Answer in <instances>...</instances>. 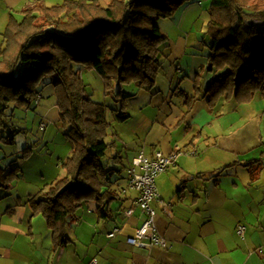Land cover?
<instances>
[{"label":"crops","instance_id":"1","mask_svg":"<svg viewBox=\"0 0 264 264\" xmlns=\"http://www.w3.org/2000/svg\"><path fill=\"white\" fill-rule=\"evenodd\" d=\"M38 1L0 0V35L11 15L21 20L22 11ZM44 1L52 7L65 0ZM181 33L178 43L165 47L156 84L146 90L145 105L140 106V114L145 106L152 107L144 117L147 127L132 128L124 138L115 135L125 144L119 153L126 172L115 173L108 184L117 196L110 217L100 219L95 202L81 205L68 222V244L55 247L46 218L34 214L29 202L49 186L31 187L25 195L14 191V184L0 192V264H88L93 258L98 264H264V106L257 101L255 110H247L246 104L224 95L210 107L207 89L215 73L208 71L206 57L185 61L192 50L190 34ZM197 75L201 92L188 110L178 90L194 95ZM43 118L59 122L56 100ZM177 148L181 153L156 179L158 196L152 202L157 229L168 245L135 248L127 240L142 226L145 214L135 205L138 193L129 187L127 168L140 152L152 157ZM131 208L134 213L127 216ZM239 226L245 228L243 237L237 234ZM114 229L119 232L109 238Z\"/></svg>","mask_w":264,"mask_h":264},{"label":"trees","instance_id":"2","mask_svg":"<svg viewBox=\"0 0 264 264\" xmlns=\"http://www.w3.org/2000/svg\"><path fill=\"white\" fill-rule=\"evenodd\" d=\"M191 1L65 0L50 7L39 0L22 11L21 20L11 15L0 52V118L12 104L31 108L50 88L72 144L63 164L66 177L29 201L34 214L46 218L55 247L68 244V222L81 205L95 202L99 218L110 217L117 196L108 184L125 169L120 153L108 158L118 145L107 141V107L87 94L83 71H94L105 81L106 95L120 96L126 84L151 90L168 44L159 22ZM209 13L208 71L215 75L208 103L214 106L223 95H235L238 103H248L258 93L264 97V0H211ZM255 20L263 24L261 29L247 23ZM113 84L119 88L116 94ZM200 84L198 75L192 96L178 90L188 110ZM111 160L121 169L109 168ZM20 173V167L8 173L0 168V189L13 188Z\"/></svg>","mask_w":264,"mask_h":264},{"label":"rangeland","instance_id":"3","mask_svg":"<svg viewBox=\"0 0 264 264\" xmlns=\"http://www.w3.org/2000/svg\"><path fill=\"white\" fill-rule=\"evenodd\" d=\"M210 5L211 0H192L181 8L173 18L159 22V27L163 34L168 37L167 46L178 43L182 30L190 34L189 44L192 50L185 61L191 60H188V58H195L193 59L194 61L201 62L203 57L207 59L210 54V47L206 49L202 47L204 42L209 44L211 41L206 35L207 25L210 21ZM247 23H253L259 29L263 26L261 22L256 20L248 21ZM184 36L187 39V36ZM2 43L3 37L1 34L0 52ZM97 76L89 71H85L83 74L87 85V94L91 95L95 102L105 104L107 107V118L111 124L107 141L112 142L116 139L118 145L117 149L108 152V158L111 159L117 153L122 152L125 145L115 135L117 134L120 138H124L132 128L145 130L149 121L144 119V117L149 114L152 107L150 105L145 106L146 110L144 113L140 114L139 112L140 106L145 105L144 95L148 92L145 89H140L134 84H126L123 86V94L120 96H115L114 94L106 95L105 81ZM197 76L195 79H197ZM176 79L177 82L180 80L179 77H176ZM112 86L116 94L119 88L116 84ZM51 92L50 88H46L42 92L43 99H41V103H35L29 109L18 108L12 104L6 110L5 115L0 118V168L7 170L8 173L15 167H21L20 174L22 175L23 173V176L15 181L16 185L14 188V191L17 190L18 192L19 190L20 194L26 195L31 187L38 186L40 189L48 187L56 177L62 179L64 177L63 173H65L62 160H65L68 153L72 151L71 141L66 135L68 127L63 126L60 121L55 122L43 118L46 111H49L54 106L55 99L50 96ZM130 95L135 96L130 97ZM226 96L228 97V95ZM230 97L233 98L234 102L236 99L235 95ZM257 101L264 106V97L258 93L250 102L244 103L246 104L245 108L247 110H255ZM174 102L178 101L175 99ZM123 103H125L126 112L131 115V118L126 119L125 115L122 116L124 110L121 111V105ZM42 121L47 127L46 130L41 129ZM47 131L48 139L44 140ZM123 153L125 155V152ZM117 167L121 169L120 164H116L111 160L109 168ZM125 172L126 170L124 169L123 175ZM115 175H118V173ZM0 192H3V190Z\"/></svg>","mask_w":264,"mask_h":264},{"label":"built area","instance_id":"4","mask_svg":"<svg viewBox=\"0 0 264 264\" xmlns=\"http://www.w3.org/2000/svg\"><path fill=\"white\" fill-rule=\"evenodd\" d=\"M41 128L44 129L45 126L42 124ZM178 153H181L180 148H177L168 155L157 151L152 157H148L143 152H140L127 168L129 187L138 193L135 205L145 214V220L142 226L127 240V243L135 248H165L168 245V240L157 229L155 222L156 211L152 207V202L158 196L156 185L157 177L168 171ZM133 213V208L126 211L127 216H131ZM118 232L119 229H114L109 233V238H114ZM244 233L245 228L239 226L237 228V234L243 237ZM88 264H98V260L93 258Z\"/></svg>","mask_w":264,"mask_h":264}]
</instances>
